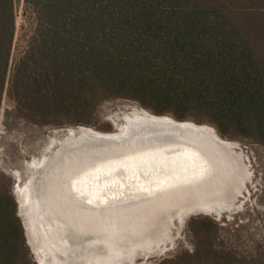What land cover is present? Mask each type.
I'll return each instance as SVG.
<instances>
[{"label":"trees","instance_id":"16d2710c","mask_svg":"<svg viewBox=\"0 0 264 264\" xmlns=\"http://www.w3.org/2000/svg\"><path fill=\"white\" fill-rule=\"evenodd\" d=\"M19 2L33 32L14 58ZM239 12L230 0H0V97L40 124L76 125L104 99H131L264 145V46ZM9 185L0 176V264H31ZM191 224L195 238L219 226ZM160 264H264V238L253 254L208 247Z\"/></svg>","mask_w":264,"mask_h":264},{"label":"bare ground","instance_id":"6f19581e","mask_svg":"<svg viewBox=\"0 0 264 264\" xmlns=\"http://www.w3.org/2000/svg\"><path fill=\"white\" fill-rule=\"evenodd\" d=\"M113 121L111 133L53 129L39 156L8 169L39 264H138L163 254L177 221L233 210L251 179L239 144L210 125L138 106Z\"/></svg>","mask_w":264,"mask_h":264},{"label":"rangeland","instance_id":"374dc122","mask_svg":"<svg viewBox=\"0 0 264 264\" xmlns=\"http://www.w3.org/2000/svg\"><path fill=\"white\" fill-rule=\"evenodd\" d=\"M230 4L232 9H241L242 12H239V16L242 21L253 28L264 46V0H230ZM24 12V4L19 2L16 8L17 32L13 47L14 58L26 49L27 39H25V36H30L33 32L30 19L28 15L25 16ZM23 28H25L24 32ZM133 106L152 112L135 100L108 98L96 105L92 116L87 114L80 117V119H83V123L87 124L79 126L103 133L115 132L113 118L117 115L122 114L123 116L129 113ZM30 116L21 112L16 104L7 97V93L0 97V176L6 177L9 181L11 193L14 181L11 178V173H8V169L20 168L21 165L32 160L33 157L39 156L44 148V141L48 139L53 129L76 126V123L73 122L76 117L71 114L59 117L48 116L44 119L46 122H52L48 124H40L38 123L42 120L40 117ZM189 121L213 126L206 122ZM55 122H61L62 124L58 125ZM216 131L218 132L217 129ZM218 134L220 135L219 132ZM221 137L239 144L237 151L243 154L245 165L252 173L251 179L235 201L236 205L233 210L226 212L220 221L214 220L212 218L214 215H210L212 217H192L181 228L176 222L173 228V235L176 240L173 244H170L169 250L167 249L165 253L148 260H138V264H160L165 259L184 258L198 252L202 254L208 247L234 249L238 255L253 254L258 249L264 238V145L250 139ZM197 218H209L218 222V231L213 232L211 235L205 234L195 238L192 234L191 223L193 219ZM29 259L31 264H36L30 255Z\"/></svg>","mask_w":264,"mask_h":264},{"label":"water","instance_id":"95a60500","mask_svg":"<svg viewBox=\"0 0 264 264\" xmlns=\"http://www.w3.org/2000/svg\"><path fill=\"white\" fill-rule=\"evenodd\" d=\"M165 117H167V118H170L171 120H173V121H176V120H174V119H172L173 117L172 116H170V115H164ZM186 121V120H185ZM177 122V121H176ZM192 122V121H191ZM178 123V122H177ZM77 126V128H78V125H76ZM117 128H115L114 127V130H116ZM63 130H67V129H62V131ZM25 165V164H24ZM11 178L13 179V181H14V185L12 186V195L14 196V198H15V201H16V203H17V217L20 219V221H21V224H22V227H23V230H24V235H25V241H26V246L28 247V249H29V251H30V256H31V258H32V260L36 263V264H39V262H38V260L36 259V255H35V251L33 250V247L31 246V244L29 243V241H28V235H27V229H26V226H25V223H24V219H23V217L20 215V213H19V210H20V202H19V200L17 199V197H16V194H15V187H16V182H17V178H15L14 176H11ZM248 182V181H247ZM149 183V182H148ZM151 183H149V185H150ZM226 212H228V211H224L222 214H221V217H217V215L215 214V216H210V215H208V214H204V213H192V214H190L188 217H187V219L185 220V223L183 224V225H185L186 223H187V221L189 220V219H191L192 217H199V216H207V217H212L214 220H216V221H220V219L222 218V216L226 213ZM178 222V221H177Z\"/></svg>","mask_w":264,"mask_h":264}]
</instances>
